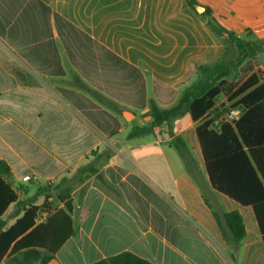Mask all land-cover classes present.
I'll list each match as a JSON object with an SVG mask.
<instances>
[{
    "label": "crops",
    "instance_id": "1",
    "mask_svg": "<svg viewBox=\"0 0 264 264\" xmlns=\"http://www.w3.org/2000/svg\"><path fill=\"white\" fill-rule=\"evenodd\" d=\"M197 1L239 37L264 40V0ZM223 51L186 0H0V161L10 169L8 182L27 200L90 162L105 181L92 175L71 186L72 232L47 264H93L123 252L153 264H264L252 205L264 193L262 54L241 65L239 72L252 69L228 95L219 83L229 78L216 85L209 109L200 99L170 125L127 138L151 121L152 103L176 105L192 84L194 61L214 63ZM237 106L240 119L223 123ZM178 136L224 210L243 218L235 263L171 145ZM35 204L44 207L37 225L64 209L55 194ZM23 214L12 203L2 218L8 228ZM23 237L0 264H16L30 250L44 253Z\"/></svg>",
    "mask_w": 264,
    "mask_h": 264
},
{
    "label": "trees",
    "instance_id": "2",
    "mask_svg": "<svg viewBox=\"0 0 264 264\" xmlns=\"http://www.w3.org/2000/svg\"><path fill=\"white\" fill-rule=\"evenodd\" d=\"M188 6L202 18L208 28L221 40L224 51L223 55L216 62L208 64L201 60L192 63L193 72L198 79L190 86L184 89L176 105L169 109H160L154 103L146 116L151 117V121L145 123L144 126H136L128 134L127 138L132 139L153 132L156 127L170 125L172 120L184 116L192 107V105L200 100L206 99L204 110L212 105V99L217 94L216 85L230 77H236L241 65L248 59L254 58L264 53V40L261 39H244L234 32L225 28L219 20L214 16L212 10L201 5L197 0H186ZM80 87L91 91L93 95L100 100L102 96L93 90L79 84ZM115 108V107H114ZM171 145L182 158L185 169L192 180L203 192L205 202L211 210L225 241L230 246L229 258L234 263L238 259L243 239L246 236L243 218L238 211L227 212L218 201L215 194L207 188L205 179L201 173L195 159L193 158L189 147L182 137L178 136L172 139ZM93 152L91 155H95ZM245 165L250 167L248 161ZM238 165V164H237ZM251 168V167H250ZM253 172V169L251 170ZM11 172L5 162L0 161V263L4 258L10 246L21 236L24 235L23 244H31L30 247L42 249L44 253L30 250L25 252L21 259L13 260L16 264H47L56 251L61 247L64 241L71 235V203L69 194L73 184H82L90 176L96 175L97 179L103 183V177L98 174V170L94 167V163L90 162L81 165L75 173L70 177L62 178L55 186L48 185L39 187L36 194L27 200H20L19 195L13 189L12 184L8 182ZM254 182L261 188L260 182L257 180L255 173H252ZM263 191V189H262ZM56 195L60 201L64 202V209L57 210L53 215L47 218L45 223L37 225L44 212L43 206L35 204L39 196L46 199ZM260 204L253 203L256 215L260 224L261 232L264 236V193ZM15 203L19 211L24 214L21 218L7 228L8 221L2 218L4 211ZM17 243L13 248V253ZM93 264H153L142 259L131 252H123L115 256L97 261Z\"/></svg>",
    "mask_w": 264,
    "mask_h": 264
},
{
    "label": "rangeland",
    "instance_id": "3",
    "mask_svg": "<svg viewBox=\"0 0 264 264\" xmlns=\"http://www.w3.org/2000/svg\"><path fill=\"white\" fill-rule=\"evenodd\" d=\"M232 31V30H231ZM238 35V34H237ZM262 57H264V53H261ZM252 69L249 68L248 70H241L240 72L238 71V75L236 77H230L228 80H224L220 82V90L223 92V95H228L234 88L238 86V84L241 82L243 77H245L249 71ZM195 73V72H194ZM198 79L197 74L195 73L193 77L191 78V83L195 82ZM222 96V95H221ZM221 99L220 97L216 99V101H219Z\"/></svg>",
    "mask_w": 264,
    "mask_h": 264
},
{
    "label": "built area",
    "instance_id": "4",
    "mask_svg": "<svg viewBox=\"0 0 264 264\" xmlns=\"http://www.w3.org/2000/svg\"><path fill=\"white\" fill-rule=\"evenodd\" d=\"M243 111L241 106L231 108L221 116V121L223 123H236L242 116ZM27 180H30V178H27Z\"/></svg>",
    "mask_w": 264,
    "mask_h": 264
},
{
    "label": "water",
    "instance_id": "5",
    "mask_svg": "<svg viewBox=\"0 0 264 264\" xmlns=\"http://www.w3.org/2000/svg\"><path fill=\"white\" fill-rule=\"evenodd\" d=\"M133 115L132 114H130V116H129V113L128 112H125L124 113V118L127 120V121H131L132 119H133Z\"/></svg>",
    "mask_w": 264,
    "mask_h": 264
}]
</instances>
